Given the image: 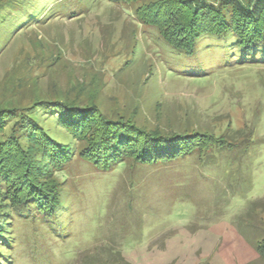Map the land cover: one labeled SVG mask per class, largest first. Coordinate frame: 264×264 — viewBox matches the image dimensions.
I'll use <instances>...</instances> for the list:
<instances>
[{
  "label": "rangeland",
  "instance_id": "obj_1",
  "mask_svg": "<svg viewBox=\"0 0 264 264\" xmlns=\"http://www.w3.org/2000/svg\"><path fill=\"white\" fill-rule=\"evenodd\" d=\"M158 1L101 0L78 17L28 27L2 48L8 6L0 0L1 97L26 101L83 79L105 106L140 104L150 124L252 142L246 152L158 166L72 163L58 217L15 222L14 264H264L242 235H257L247 228L264 220L260 208L248 213L264 198V64L236 62L217 38L193 55L170 47L137 16Z\"/></svg>",
  "mask_w": 264,
  "mask_h": 264
},
{
  "label": "trees",
  "instance_id": "obj_2",
  "mask_svg": "<svg viewBox=\"0 0 264 264\" xmlns=\"http://www.w3.org/2000/svg\"><path fill=\"white\" fill-rule=\"evenodd\" d=\"M100 1L2 0V7L8 6L2 12L8 37L2 48L28 27L78 17ZM110 1L130 6V0ZM136 11L143 25L158 27L170 47L187 55L217 38L236 62L264 64V0H159ZM71 85L35 92L26 101L0 95V264H14L17 219L58 217L66 201L62 176L74 162H86L96 171L158 166L215 151L246 152L252 142L191 124L178 129L153 125L142 117L140 104L132 109L105 106L90 96L87 81ZM257 208L264 212V198L251 201L248 213ZM256 220L247 229L258 234L242 235L264 260V220ZM114 264L131 263L120 257Z\"/></svg>",
  "mask_w": 264,
  "mask_h": 264
}]
</instances>
